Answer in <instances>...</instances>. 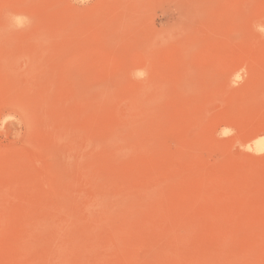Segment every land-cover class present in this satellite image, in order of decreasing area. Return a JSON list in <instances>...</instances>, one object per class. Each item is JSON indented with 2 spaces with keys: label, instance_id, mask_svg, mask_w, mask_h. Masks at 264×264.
<instances>
[{
  "label": "rangeland",
  "instance_id": "obj_1",
  "mask_svg": "<svg viewBox=\"0 0 264 264\" xmlns=\"http://www.w3.org/2000/svg\"><path fill=\"white\" fill-rule=\"evenodd\" d=\"M0 264H264V0H0Z\"/></svg>",
  "mask_w": 264,
  "mask_h": 264
}]
</instances>
